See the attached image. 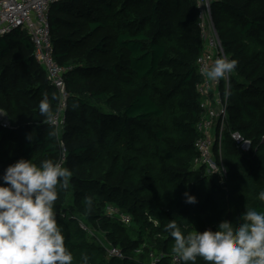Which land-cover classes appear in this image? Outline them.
I'll return each instance as SVG.
<instances>
[{"label":"trees","instance_id":"1","mask_svg":"<svg viewBox=\"0 0 264 264\" xmlns=\"http://www.w3.org/2000/svg\"><path fill=\"white\" fill-rule=\"evenodd\" d=\"M196 3L60 0L50 6L53 58L69 68L61 137L63 166L72 173L54 211L73 264H82V255L89 264H150L152 257L154 264H170L168 220L188 231H215L245 207L264 211L257 199L264 190V0H209L224 53L238 61L221 154L214 149L226 175L193 164L196 61L204 48ZM33 52L23 31L0 37V109L9 119L0 125V177L21 158L58 161L54 128L38 108L43 94L55 96V116L58 93ZM230 131L248 139L250 150L240 151ZM185 192L197 202L186 203ZM85 196L93 198L90 210ZM109 247L124 257L108 256ZM196 264L205 262L198 257Z\"/></svg>","mask_w":264,"mask_h":264},{"label":"clouds","instance_id":"2","mask_svg":"<svg viewBox=\"0 0 264 264\" xmlns=\"http://www.w3.org/2000/svg\"><path fill=\"white\" fill-rule=\"evenodd\" d=\"M237 63L227 56L219 57L204 75L212 81L228 79ZM51 100L43 94L38 108L54 125ZM71 175L61 162L52 159L37 164L21 158L7 166L0 177V264H73V253L66 246L54 211ZM184 196L186 203L197 202L187 192ZM257 199L264 202V190ZM84 204L90 210L93 198L85 196ZM164 230L174 241L172 253L183 264H196L198 257L205 264H264V211L256 208L245 207L235 222L221 221L215 231H188L176 219L168 220ZM81 259L82 264H89L87 255Z\"/></svg>","mask_w":264,"mask_h":264},{"label":"built area","instance_id":"3","mask_svg":"<svg viewBox=\"0 0 264 264\" xmlns=\"http://www.w3.org/2000/svg\"><path fill=\"white\" fill-rule=\"evenodd\" d=\"M58 1L60 0H0V37L17 30L25 32L30 37L34 48V59L43 68L46 79L58 93V111L54 116L56 123L59 121L60 110L67 108L69 96L65 83V74L69 68L60 65L53 58V45L50 38V6ZM203 20L202 23L200 22V27L204 48L196 61L200 79L195 84V90L199 97L200 116L195 124L198 134L194 143L196 156L193 164L195 167L208 163L214 149L219 155L221 154L222 140L227 127V97L232 74L228 79L218 81L209 80L204 75V70L210 68L215 59L227 55L215 31L209 9ZM2 126L5 127L6 124ZM230 137L240 151L250 150V141L238 131H230ZM219 159L216 170L219 174L226 175L221 158ZM114 212L115 209H108V214ZM119 218L126 225L130 223V217L127 215H120ZM80 226L82 227L81 224ZM82 228L87 230V227ZM140 251V248L135 250L136 253ZM106 252L111 257H124L122 251L116 247H109ZM153 259L152 257L150 264H154L155 259ZM170 264H182V262L172 255Z\"/></svg>","mask_w":264,"mask_h":264},{"label":"rangeland","instance_id":"4","mask_svg":"<svg viewBox=\"0 0 264 264\" xmlns=\"http://www.w3.org/2000/svg\"><path fill=\"white\" fill-rule=\"evenodd\" d=\"M197 8H198V12H199V17H200V22L202 23V21H204L203 19H205V15L206 12L208 11V9L210 10V5H209V0H197ZM16 35L13 34V38H15ZM61 65V64H60ZM59 101V99H58ZM66 114V110H60L59 113V121L57 123H55L53 126L54 128V132L58 141V148H59V153H58V162H61L62 165H64V161H65V146H64V141L62 139V130L64 127V122L67 120V116ZM8 117L6 115V113L0 109V125L2 124H6L8 125ZM214 152L212 154V157L210 159V161L208 163L205 164V168H203V171L205 173L209 172V171H215L216 170V161H215V156H214ZM82 227H86L84 224H82Z\"/></svg>","mask_w":264,"mask_h":264}]
</instances>
